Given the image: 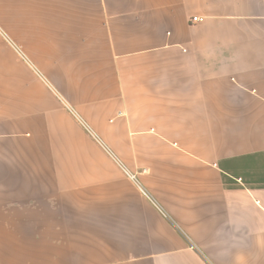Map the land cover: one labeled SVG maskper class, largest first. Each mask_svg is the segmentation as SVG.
<instances>
[{
	"label": "crops",
	"instance_id": "1",
	"mask_svg": "<svg viewBox=\"0 0 264 264\" xmlns=\"http://www.w3.org/2000/svg\"><path fill=\"white\" fill-rule=\"evenodd\" d=\"M0 264H264V0H0Z\"/></svg>",
	"mask_w": 264,
	"mask_h": 264
},
{
	"label": "built area",
	"instance_id": "2",
	"mask_svg": "<svg viewBox=\"0 0 264 264\" xmlns=\"http://www.w3.org/2000/svg\"><path fill=\"white\" fill-rule=\"evenodd\" d=\"M203 20H204L203 17H193L192 19L193 22H201Z\"/></svg>",
	"mask_w": 264,
	"mask_h": 264
}]
</instances>
